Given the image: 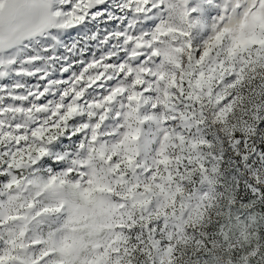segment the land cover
<instances>
[{"label":"snow or ice","instance_id":"obj_1","mask_svg":"<svg viewBox=\"0 0 264 264\" xmlns=\"http://www.w3.org/2000/svg\"><path fill=\"white\" fill-rule=\"evenodd\" d=\"M0 264H264V0H0Z\"/></svg>","mask_w":264,"mask_h":264}]
</instances>
